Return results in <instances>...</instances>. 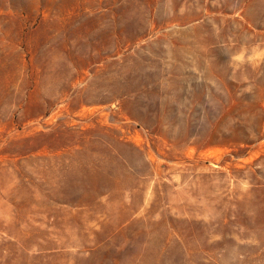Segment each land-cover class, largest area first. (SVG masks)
Listing matches in <instances>:
<instances>
[{"label":"rangeland","instance_id":"374dc122","mask_svg":"<svg viewBox=\"0 0 264 264\" xmlns=\"http://www.w3.org/2000/svg\"><path fill=\"white\" fill-rule=\"evenodd\" d=\"M0 264H264V0H0Z\"/></svg>","mask_w":264,"mask_h":264}]
</instances>
